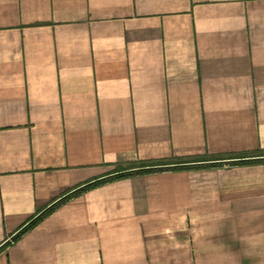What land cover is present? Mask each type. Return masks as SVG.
I'll use <instances>...</instances> for the list:
<instances>
[{
	"label": "crops",
	"instance_id": "crops-1",
	"mask_svg": "<svg viewBox=\"0 0 264 264\" xmlns=\"http://www.w3.org/2000/svg\"><path fill=\"white\" fill-rule=\"evenodd\" d=\"M258 152L264 0H0V264H264Z\"/></svg>",
	"mask_w": 264,
	"mask_h": 264
},
{
	"label": "trees",
	"instance_id": "trees-1",
	"mask_svg": "<svg viewBox=\"0 0 264 264\" xmlns=\"http://www.w3.org/2000/svg\"><path fill=\"white\" fill-rule=\"evenodd\" d=\"M252 157H264V152H258L255 156H249L248 158ZM239 158V157H237ZM183 158H173L171 160H159V161H139V162H132L127 164L117 165V169L113 170L112 172L107 173L106 175L96 178L92 181L85 182L84 184L76 187L73 191L68 192L64 195L60 201L56 204H53L46 208L43 212L37 214L36 216L32 217L30 221L18 232L17 237L24 232L33 228L37 223H39L45 216L49 215L58 205L65 202L66 200L75 197L89 189H93L98 187L102 184H105L110 181L129 178L137 175H144V174H151V173H158L164 171H180V170H193V169H200V168H207V167H215L219 166L220 163H207L208 160H193V161H184ZM200 162H205L203 164H198ZM259 162H264L262 160H236L233 161L232 165H249L255 164Z\"/></svg>",
	"mask_w": 264,
	"mask_h": 264
},
{
	"label": "rangeland",
	"instance_id": "rangeland-1",
	"mask_svg": "<svg viewBox=\"0 0 264 264\" xmlns=\"http://www.w3.org/2000/svg\"><path fill=\"white\" fill-rule=\"evenodd\" d=\"M195 159H185L184 161H193ZM228 161H226V165H232L231 163L233 161H236V160H244V158H237V157H232V158H227ZM121 165V164H120ZM124 165V164H123ZM117 169V167L115 166L114 168H111L109 169V172H112L113 170ZM106 175V174H105ZM104 176V175H103ZM102 177V176H101Z\"/></svg>",
	"mask_w": 264,
	"mask_h": 264
},
{
	"label": "built area",
	"instance_id": "built-area-1",
	"mask_svg": "<svg viewBox=\"0 0 264 264\" xmlns=\"http://www.w3.org/2000/svg\"><path fill=\"white\" fill-rule=\"evenodd\" d=\"M5 242L6 243H12V239L11 238H7Z\"/></svg>",
	"mask_w": 264,
	"mask_h": 264
}]
</instances>
